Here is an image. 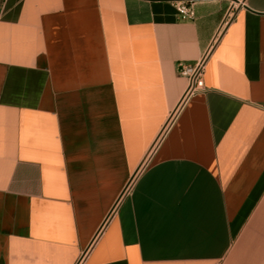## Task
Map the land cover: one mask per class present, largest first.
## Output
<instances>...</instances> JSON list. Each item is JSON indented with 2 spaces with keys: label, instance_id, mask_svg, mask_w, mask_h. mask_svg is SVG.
<instances>
[{
  "label": "crops",
  "instance_id": "crops-1",
  "mask_svg": "<svg viewBox=\"0 0 264 264\" xmlns=\"http://www.w3.org/2000/svg\"><path fill=\"white\" fill-rule=\"evenodd\" d=\"M173 1L0 0V264H264V0Z\"/></svg>",
  "mask_w": 264,
  "mask_h": 264
},
{
  "label": "built area",
  "instance_id": "built-area-1",
  "mask_svg": "<svg viewBox=\"0 0 264 264\" xmlns=\"http://www.w3.org/2000/svg\"><path fill=\"white\" fill-rule=\"evenodd\" d=\"M173 4L182 20H192L195 18L194 7L189 0H174ZM229 20L225 22L228 24ZM213 46H211L202 57L193 65L179 64V73L188 79V88L185 97L197 94L205 90L204 76L206 66L211 55ZM86 254L83 253L76 264H84Z\"/></svg>",
  "mask_w": 264,
  "mask_h": 264
}]
</instances>
